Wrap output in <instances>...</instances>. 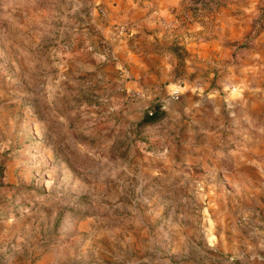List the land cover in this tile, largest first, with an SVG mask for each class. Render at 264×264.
<instances>
[{"label":"rangeland","instance_id":"obj_1","mask_svg":"<svg viewBox=\"0 0 264 264\" xmlns=\"http://www.w3.org/2000/svg\"><path fill=\"white\" fill-rule=\"evenodd\" d=\"M108 14L104 0H0V264H250L225 247L233 233L254 250L245 216L223 219L211 191L228 189L236 147L264 140V0H188L159 20L173 42L155 43L176 70L130 88L123 64L117 89L59 70L90 37L100 64L118 62L136 31ZM155 102L164 116L140 125Z\"/></svg>","mask_w":264,"mask_h":264},{"label":"crops","instance_id":"obj_2","mask_svg":"<svg viewBox=\"0 0 264 264\" xmlns=\"http://www.w3.org/2000/svg\"><path fill=\"white\" fill-rule=\"evenodd\" d=\"M187 2L188 0H104L111 22L114 20H128L133 25L132 28L136 32L131 38L129 46H116L115 51L118 52V62L116 64L112 62L100 64L101 55L97 50L94 49L91 53L86 50V46L88 49L90 47L94 48L95 38H83L79 41V45L82 46L81 49L73 46L72 51L62 50L60 52L59 57L63 60V65L60 66L59 70H98L100 73L98 77L103 74L98 82L102 83V86H110L114 89H117L119 81L115 71L118 64H123L130 76L134 78L133 82L125 84L129 88L132 87L133 83H138L140 79L145 78L142 75L144 71L176 70V56H174L173 62L172 60L168 62V60L173 59L172 53L168 50L161 51L155 43L170 44L173 42L172 36L169 37L167 34L169 31L163 28L164 26L159 20H174L175 14L185 9ZM97 26L102 29L105 37H110L109 25L104 26L99 23ZM189 42L193 41L190 39ZM190 45L192 43H188L186 48L189 49ZM188 57L194 58L195 54L192 52ZM86 59L91 60L92 66L90 68H87ZM153 60H156V64ZM94 65H97V67L95 68ZM30 66L34 67V64H30ZM200 67L195 65L190 69H200ZM33 70L36 69L33 68ZM231 153L235 156V159L230 161L232 162L231 165L221 170L222 178L228 181V189L224 185L221 193L212 190L211 200L220 204L222 210L220 215L223 219L233 214L240 221V218L245 216L246 221L238 226H241V231H246L244 235L245 242L249 243L251 239L250 244H255L252 245L254 250L247 257L237 247L241 241L240 238L232 233L228 235V242L229 245H231V242L234 245L231 249L230 246L226 245V250L229 248L228 251L232 252V257L238 262L244 259L250 264H264V140L241 145ZM230 192L241 195V198L236 199V204L232 201V198L228 197L229 194L231 195ZM219 196L222 198L217 199L216 197ZM248 208L251 209L250 212L246 211ZM228 222L220 224V226H223L222 229H228L225 226H231L232 231H235L234 229L237 228L234 227V223L226 224Z\"/></svg>","mask_w":264,"mask_h":264},{"label":"trees","instance_id":"obj_3","mask_svg":"<svg viewBox=\"0 0 264 264\" xmlns=\"http://www.w3.org/2000/svg\"><path fill=\"white\" fill-rule=\"evenodd\" d=\"M152 113L149 114L147 110L144 111V116L142 120L140 121V125L144 124H154L156 122H159L162 117L164 116L165 112L162 108V106L159 103H152L150 105V108Z\"/></svg>","mask_w":264,"mask_h":264},{"label":"built area","instance_id":"obj_4","mask_svg":"<svg viewBox=\"0 0 264 264\" xmlns=\"http://www.w3.org/2000/svg\"><path fill=\"white\" fill-rule=\"evenodd\" d=\"M104 9H101V12H103L104 13ZM137 95H139V93H136ZM171 96L174 98V99H178L179 98V90L176 88V89H173L172 91H171ZM146 110L148 111V113L149 114H151L152 113V111H151V109H149V108H146Z\"/></svg>","mask_w":264,"mask_h":264}]
</instances>
